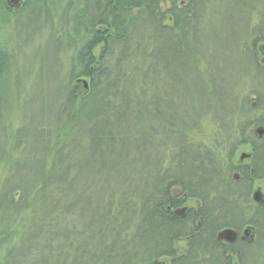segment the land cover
<instances>
[{"label":"trees","instance_id":"1","mask_svg":"<svg viewBox=\"0 0 264 264\" xmlns=\"http://www.w3.org/2000/svg\"><path fill=\"white\" fill-rule=\"evenodd\" d=\"M23 11L47 24L38 71L52 65L57 94L27 121L0 107V264H264V4L24 0L12 13L0 0L1 25ZM244 44L250 73L225 53ZM240 80L254 83L248 109ZM204 117L231 142L225 167L191 141ZM239 146L247 164L232 161ZM247 226L251 242L219 237Z\"/></svg>","mask_w":264,"mask_h":264},{"label":"rangeland","instance_id":"2","mask_svg":"<svg viewBox=\"0 0 264 264\" xmlns=\"http://www.w3.org/2000/svg\"><path fill=\"white\" fill-rule=\"evenodd\" d=\"M257 1L264 4V0H257ZM244 4L247 6L248 0H244ZM236 14L238 15L239 12H236ZM50 16H55V15L51 14ZM32 17L33 16H31V11L26 13L25 11H23L18 17H14V19H12L9 23H7L5 27H3V25H1L0 23L1 47H3L4 44L5 47L3 49L8 54H11L14 57V61H11L9 64L7 76H5L2 84L0 85L2 90L0 94L2 99L0 97V100L3 101L4 98V101L0 103V107L1 105L6 107V109L4 110L6 114L3 112V114H5V118L6 115H9L11 112L14 114L15 119L23 118L25 121H27L26 118L30 119V117L36 116L37 113H39V111L41 112V109L44 108V105L47 104V101L52 103L57 94L56 92H53L54 88L56 89L57 86V83L55 81H52L53 77L50 76L49 74H47V77H45L46 72L52 67V65L50 66V68L43 66L44 69L42 68L41 70L43 73L41 74L42 77L40 76L38 71L39 69L38 60L40 59L38 56L39 55L38 52L42 53L44 50V45H43L44 43L42 44V41H45L47 37L48 30L45 29L47 27V24L45 25L46 22L41 23L42 20H38V19L31 21ZM252 23H255L256 25V23H258V20L254 18L252 19ZM30 24H32V27H30ZM233 26H236V29H234ZM233 26H232L233 32H236L235 35L238 36L242 34V26L239 20L235 22ZM262 29H264V24L262 25ZM260 44L261 43L258 42L257 46L258 45L260 46ZM244 46L245 44L237 53L234 52L233 50L230 51L231 54L229 52H225V53L227 55H233L232 56L233 61L234 58L241 55L240 57L243 60L240 61V58L239 59L237 58L239 62L238 64L241 65L243 62L246 73H250L251 72L250 64L248 62V60L250 61V58L244 59V54H245ZM228 48L229 46L227 47V49ZM258 62L260 65L262 64L264 65V58H261V56H259ZM186 65L187 64H185V66ZM58 66L59 67L55 69L58 72L56 73L57 74L56 77L60 79L59 73L61 72V76H62L63 74H66L68 72V69L66 65H64V67H62V64ZM243 74L245 75V72ZM239 85H240V91L243 92L242 93L243 98L249 99V102L246 106V109H248L253 103H256V96L252 95L254 90L253 89L254 83L250 82L248 85L244 86V83H242V80H240ZM44 88L46 89L47 92L43 91ZM6 97L8 99H6ZM252 113L253 111L250 112L251 115ZM5 118L3 117V120H1L0 118V133H1L0 138L3 136L4 137L7 136L5 132L2 133L3 129H6L8 123V121L5 123ZM51 118L52 117H50V120H52ZM250 131L251 129H247L246 135L248 134V132L250 133ZM230 133L233 134V132ZM253 133H255V135L260 136L257 132V129H255V132ZM191 136L193 139V140L191 139V141L196 146L208 147L214 149V151H216L218 155L220 164L223 167L226 166L225 159L231 142L225 136L220 134V132L217 131L215 122L212 120L211 117H204L203 119H201L198 129L194 130ZM7 148L8 147L6 146V149ZM6 149L5 147L4 149L2 148V146L0 147V151L2 152L4 151L7 152ZM242 155H244L245 157L243 159H240ZM248 158H249L248 146H244V147L239 146L236 152L234 153V157L232 161L235 164L239 162L241 164H245V163L247 164ZM4 168L5 166L0 165V181L6 176V172L4 171ZM255 192H260L261 194L263 193V187L261 186L260 182H257L253 185L252 191L249 195L248 199L249 201H251L252 204L255 203L253 200V194ZM193 203L194 201L192 199L190 200L187 199V201L184 202V205L181 209L183 208L186 209L192 206ZM253 207L254 206L252 205V208ZM235 214L236 213H234V215ZM1 224L2 223L0 222V226ZM14 225L15 224L13 223L10 227H8V230H11ZM242 231L243 229L241 230V232ZM237 237L235 240H237Z\"/></svg>","mask_w":264,"mask_h":264},{"label":"water","instance_id":"3","mask_svg":"<svg viewBox=\"0 0 264 264\" xmlns=\"http://www.w3.org/2000/svg\"><path fill=\"white\" fill-rule=\"evenodd\" d=\"M6 3L8 5H10L11 9L13 10H17L20 6L21 0H5ZM83 85L85 88H87V83L85 81H83ZM257 132L260 136H262L264 134L263 130L261 128L257 129ZM245 156L242 155L240 157V159H243ZM261 193L260 192H255L253 194V200L257 203H261L262 198H261ZM253 228L252 227H248L247 229H245L242 234L244 237L251 238L252 234H253ZM219 237L224 240L227 243H232L235 241L236 237H237V233L235 231H233L232 229H226L221 231V233L219 234Z\"/></svg>","mask_w":264,"mask_h":264},{"label":"bare ground","instance_id":"4","mask_svg":"<svg viewBox=\"0 0 264 264\" xmlns=\"http://www.w3.org/2000/svg\"><path fill=\"white\" fill-rule=\"evenodd\" d=\"M249 1V0H248ZM258 4L259 5H262V3L261 2H258ZM245 7H246V5H245ZM259 7V6H258ZM254 11V8H253V6L250 8V7H248V8H246L243 12H244V14H245V16L244 17H242L241 18V20H242V22H241V24H245L247 21L249 22L250 21V19H251V15H252V12ZM256 19V18H255ZM61 75L59 74V77H60ZM4 78H5V76H4ZM82 82L83 81H85L86 83H87V81L85 80V79H82L81 80ZM261 198H263V197H261Z\"/></svg>","mask_w":264,"mask_h":264},{"label":"flooded vegetation","instance_id":"5","mask_svg":"<svg viewBox=\"0 0 264 264\" xmlns=\"http://www.w3.org/2000/svg\"><path fill=\"white\" fill-rule=\"evenodd\" d=\"M23 3H24V0H21V3H20V6H19V8L18 9H20L21 7H22V5H23ZM4 4L8 7V8H11L10 7V5H8L7 3H6V1L4 0ZM13 13V12H12ZM15 13V12H14ZM183 211H185V209L183 208V209H180L179 210V214L180 215H183L184 214V212ZM237 239H241V240H248L246 237H244L243 236V234L242 233H239L238 234V237H237Z\"/></svg>","mask_w":264,"mask_h":264}]
</instances>
